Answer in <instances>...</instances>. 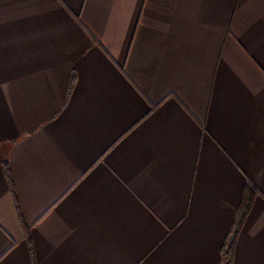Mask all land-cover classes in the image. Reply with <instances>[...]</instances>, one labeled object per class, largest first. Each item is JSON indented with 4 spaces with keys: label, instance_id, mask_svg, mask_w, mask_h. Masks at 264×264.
<instances>
[{
    "label": "crops",
    "instance_id": "crops-1",
    "mask_svg": "<svg viewBox=\"0 0 264 264\" xmlns=\"http://www.w3.org/2000/svg\"><path fill=\"white\" fill-rule=\"evenodd\" d=\"M75 82L70 91V81ZM264 264V0H0V264Z\"/></svg>",
    "mask_w": 264,
    "mask_h": 264
},
{
    "label": "trees",
    "instance_id": "trees-1",
    "mask_svg": "<svg viewBox=\"0 0 264 264\" xmlns=\"http://www.w3.org/2000/svg\"><path fill=\"white\" fill-rule=\"evenodd\" d=\"M75 82V75L72 76L71 81H70V91L73 88ZM4 165V171L6 175V179L8 181L10 191L13 195L14 198V204H15V209L18 214V218L20 221V224L22 226V229L25 233L26 240L29 244L30 247V254L32 257V262L33 264H38L36 255H35V249L33 245V238L31 234V228L28 222L26 221L22 209H21V204L18 198L17 190H16V183L14 180L13 172L11 169V166L8 162V160L3 161ZM258 193V189L256 188L255 184H253L251 181H247L246 187L244 190V194L242 197V200L240 202V205L237 208L236 211V217L235 221L232 225V228L229 232L228 238L226 239V242L222 246V262L221 264H233L234 260V253H235V245H236V240L239 236V233L242 230V227L244 225V221L253 205L254 199Z\"/></svg>",
    "mask_w": 264,
    "mask_h": 264
}]
</instances>
